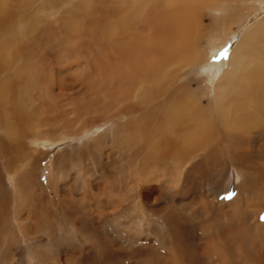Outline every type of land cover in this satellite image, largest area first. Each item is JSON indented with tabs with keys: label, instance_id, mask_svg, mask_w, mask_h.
<instances>
[{
	"label": "rangeland",
	"instance_id": "rangeland-1",
	"mask_svg": "<svg viewBox=\"0 0 264 264\" xmlns=\"http://www.w3.org/2000/svg\"><path fill=\"white\" fill-rule=\"evenodd\" d=\"M152 1L153 6H159L160 0ZM101 3L0 0L1 60L8 56L0 78L12 79V97L21 104L26 128L21 145L11 142L12 151L6 153L1 144L8 147L6 143L11 140L0 129V201L6 202L5 212L0 215V264H162L174 255L171 233L163 218L173 208L184 213L192 185L175 179L170 164L166 168L161 158L150 157L148 141L159 133L141 135L140 130L132 129L134 122L136 126H152L158 120L164 123L165 114L160 111L148 114L144 122L138 118L166 102L178 79L158 99L151 98L150 82L143 80L141 90L137 88L135 95L127 94L121 100L118 93L122 90L113 73H109V80L104 77L97 41L85 55L70 53L73 39L102 38L105 26L100 23ZM214 3L216 0L204 4ZM224 3L228 21L220 32V13L216 9H196L203 27L192 41L193 50L186 54L194 64L190 62L181 71L183 75L193 70L182 84L190 85L198 97L202 95L204 105L216 104L222 94L219 82L233 63L232 49L248 31L264 27V0ZM138 5L145 16L148 6L144 0ZM142 24L148 26L147 22ZM192 65L199 67V72ZM169 67L167 73L171 68L178 69L176 65ZM131 103L137 104V109L124 115L123 109ZM113 112L120 117L115 120ZM130 118L138 120L120 133H137L136 137L115 134V122L124 123ZM41 141L48 142L42 145ZM220 145L226 154L225 141L221 140ZM223 173L211 182L205 179L199 183L206 194H212L209 200L229 204L239 195L245 215L264 211L263 186L258 187V196L249 197L241 176L236 177L231 170L227 175ZM140 185L144 191L151 187V191L137 194L134 189ZM35 200L41 211L33 209ZM203 202L207 201L199 196L192 200L193 206ZM17 206L22 213L33 216L19 219L15 215ZM160 207H165L162 212ZM189 218L192 221L185 223L187 227L181 226L178 236L186 242L179 246L188 251L186 254L197 246L203 259L217 264L222 244L212 246L208 242L204 233L210 228L194 219V212L190 211ZM259 220H264V213ZM29 221L28 232L21 225Z\"/></svg>",
	"mask_w": 264,
	"mask_h": 264
},
{
	"label": "bare ground",
	"instance_id": "bare-ground-1",
	"mask_svg": "<svg viewBox=\"0 0 264 264\" xmlns=\"http://www.w3.org/2000/svg\"><path fill=\"white\" fill-rule=\"evenodd\" d=\"M101 1L103 3L99 10L100 23L105 26L102 38L98 40L76 38L72 40L74 47L69 51L64 45L65 50L82 56L86 54L87 49L96 46L97 41V56L98 60L104 63V77L108 79L109 73H113L118 89L122 90L118 93L121 100H125L127 94L135 95L136 89L142 87L143 80H146V83L150 82L151 98L158 99L170 88L168 86L178 79L166 102L152 107L146 115L138 118L139 121L144 122L148 114L156 115L160 111L165 114L164 123L158 120L152 126L150 124L136 126L134 122L132 129L140 130L141 135L159 133L156 138L148 141L150 157L161 158L166 163V168L170 164L175 179H179L183 184L192 185L191 191H187L188 202L184 204V213H179L173 208L169 209L165 216L163 215V222L168 227L173 240L171 245L174 255L166 257L161 263L212 264L210 259V261L203 259L197 246H194L195 248H192L194 250L189 254H186L188 251H183L184 247L179 246L180 243L184 245L186 242L180 240L178 236L182 230L181 226L192 221L189 218L191 211L195 214L194 219L200 220L210 228L208 233H204V237H208V242L212 246L222 244V250L216 249L221 256L220 262L215 261L217 264H264V220H259V215L264 211L259 209L253 215H245L241 205L242 196H235L229 204L218 203L213 200L215 198L209 200L212 194H206L201 187H198L202 180L208 179L211 182L222 172L226 174L228 170L235 172L236 177L241 176V185L246 186L249 197L258 196V187H264V27L248 31L232 49V53H235L233 63L219 82L222 94L216 104L204 105L202 95L198 97L190 85L182 84L193 70H186L183 75L181 71L182 67L190 65L191 59L186 54L190 52L189 50H193L192 41L203 27L196 9L199 7L216 9L220 13L221 20L218 24L220 32L221 27L226 26L228 21L227 13L223 12L225 0H216L213 5L204 4L208 0H160L157 2L158 7L153 6L155 1L144 0L145 7L148 6L145 16L141 15L145 10L143 9V12L142 8H138L141 0ZM217 2L223 4L218 5ZM142 21L147 22L148 26L143 27ZM229 31L231 30H227ZM1 55L0 69L8 62V56L5 59L3 55L5 60L2 61ZM170 65H176L178 69L171 68L167 73L166 69ZM198 69L200 70L199 67L194 68L196 71ZM13 89L12 79L0 78V129L11 140L6 143L8 147L1 144V149H4L5 153L12 151L11 144L14 141L21 145L20 139L24 137L26 129L23 125L25 113L18 98L12 97ZM78 89H81V86H78ZM139 102L143 101L139 100ZM136 109L137 104L131 103L123 109V114L129 116ZM120 115H115V120ZM138 119L130 118L124 123L115 122L113 127L115 134H119L122 128L128 131L126 126ZM120 134L129 139L137 135V133ZM221 140L225 141L226 154L221 145L219 146ZM47 142L41 141V144ZM127 144L128 141L123 145L125 150ZM128 160L131 159L128 157ZM144 189L145 187L140 185L134 191L137 194L151 191V187L146 191ZM196 196L204 198L207 202L193 206L192 200ZM155 200L156 198L150 202ZM73 201L78 202V199L74 198ZM36 202L37 200L33 209L41 211V207ZM5 203L0 201L1 216L5 212ZM164 208L160 211L162 212ZM19 210L17 206L16 217L22 220L29 219L27 217L29 213H22ZM30 222L20 224L22 229L29 232ZM208 246L207 250L210 248Z\"/></svg>",
	"mask_w": 264,
	"mask_h": 264
}]
</instances>
